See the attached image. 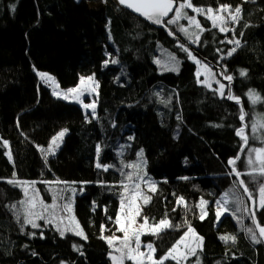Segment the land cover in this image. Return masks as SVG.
Returning a JSON list of instances; mask_svg holds the SVG:
<instances>
[{"label":"trees","instance_id":"obj_1","mask_svg":"<svg viewBox=\"0 0 264 264\" xmlns=\"http://www.w3.org/2000/svg\"><path fill=\"white\" fill-rule=\"evenodd\" d=\"M91 1L0 0V264H111L110 248L100 238V226L105 225L106 237L115 231L107 217L114 220L119 208L121 189L116 185L123 176L118 169L121 161L138 162L136 154L141 149L147 162L143 171L156 184V192L147 194L152 199L143 207L142 216L150 223L166 213L174 225L187 220L204 238L201 264H264V243H253L230 213L219 223L215 215V201L230 189H235L232 200L240 196L251 207L236 177L229 175L227 160L240 154L238 170L249 171L247 149L240 153L242 142L235 134L242 124L241 105L247 113L244 124L249 136L252 122L264 116V103L252 105L246 96L254 89L264 98V0H192L195 6L205 8L242 4L243 19L235 26L241 47L231 57L226 53L233 45L220 41L233 39L232 32L205 31L199 45H194L175 25L169 26L176 32L173 38L166 29L132 14L115 0H108L97 12L90 8ZM188 14L194 13L190 10ZM198 19L205 28L211 27L204 17ZM181 23L186 25V21ZM177 41L217 74L226 69V74L234 77L231 91L241 98V105L197 83V66L177 47ZM164 50L180 61L177 73L160 72L153 62L163 58ZM111 59L119 62L112 64ZM241 69L247 70L246 77H240ZM36 71L50 73L63 89L75 87L81 76L94 74L99 84L96 118L88 115L91 122H87L79 105L55 98ZM65 128L68 132L62 145L45 163L37 146L46 149L51 138ZM3 141L9 142L11 161ZM255 141H249L250 148L263 146ZM98 144L100 162L115 165L107 172L95 167ZM121 145L125 146L122 156ZM13 173L17 180L36 181L44 194L50 186L40 181L77 182L72 185L78 193L74 211L87 240L68 233L61 238L51 226H28L21 232V225L6 207L23 199L22 189L7 183ZM241 179L254 196L264 184L262 177L253 181L243 175ZM101 181L103 186L98 183ZM179 196L184 197L187 209L177 207ZM201 198L209 202L203 220L197 207ZM234 208L235 204H230V209ZM237 216L245 227H254L247 214ZM256 218L264 225V210ZM185 230L186 226L168 229L159 237L143 238V242L154 243L159 259ZM32 232L36 235H29ZM229 234L236 236L235 244L219 239ZM74 244L80 251L73 249Z\"/></svg>","mask_w":264,"mask_h":264},{"label":"snow or ice","instance_id":"obj_2","mask_svg":"<svg viewBox=\"0 0 264 264\" xmlns=\"http://www.w3.org/2000/svg\"><path fill=\"white\" fill-rule=\"evenodd\" d=\"M244 3L254 2V0H243ZM118 3L123 7L130 9L133 13L138 14L145 20L151 22L152 24L159 25L166 29L169 36L173 38L176 37V32H174L169 26L175 25L177 30L183 34V36L188 40L190 44L200 43V37L205 31H211L212 29H217L220 33L227 34L229 32L233 33V39L221 40L220 43H228L234 45L230 48L226 55L231 57L240 47L241 41L235 38L236 28L234 25H238L243 19V7L241 5H236L233 7L230 4H219L216 8L208 6L207 8L201 6H195L192 0H118ZM12 10L15 11V6H11ZM188 10H191L194 15H189ZM171 14V15H170ZM198 16H203L205 20L210 22L211 27L205 28L201 24ZM182 20L186 21L187 24L180 23ZM230 25H233L230 27ZM250 25L245 24L244 27H249ZM242 36L243 33L241 32ZM177 47L184 53H186L187 58L192 60L197 65V70L195 73L197 83L211 89L214 93H217L221 98H227L228 100H234L238 105H241V98L234 96L231 91L232 81L234 77L232 75L226 74V69L220 73L224 80L228 81L225 85L221 83L220 80L216 79V73L203 61L199 60L188 46L179 43L177 41ZM166 52V50H164ZM217 52H221V49H216ZM224 57L221 56V59ZM112 64H117L119 61L117 59H111ZM155 64L161 67L163 71H179L180 61L177 59L174 53L168 52L165 59L156 58L153 61ZM108 60L104 61V66H107ZM35 71V69H34ZM37 75L45 83H51L53 86L52 95L58 99H63L65 101L75 102L79 104L84 110H90L91 117L96 118V100H92L89 103H85L83 97L86 95H92L97 92L99 87L98 82L95 81V75L81 76L79 78V83L75 87L68 88L67 90H60L59 84L56 82L55 78L51 75L43 72H38ZM204 76L201 80L200 77ZM240 77L247 76V70H239ZM215 82L219 87L213 89L212 83ZM228 89L227 95L225 96V89ZM159 96V93L156 94ZM249 101L252 105L257 103H264V98L260 96L254 89H249L246 93ZM163 102V101H162ZM247 113L245 112L243 106L240 107L239 119L242 122L241 127L235 130V134L240 138L242 142V147L240 148V153H243L247 149V159L246 166L249 169L247 173H242L237 168V162L241 160V155L237 154L235 157H231L227 160V165L231 168L229 175H234L236 181H238V186L243 189L244 194L247 195L249 201L252 202V207L245 204L242 197L236 196L235 200L231 197L235 194V189H230L225 192L220 199L215 201L216 204V220L219 223L222 216L230 213L231 216L236 219L237 223L241 225V230L246 232L250 240L255 244L264 243V225H261L260 221L257 220V212L264 210V184H260L258 188V203L257 197L254 196L253 192L248 188L247 184L241 177L243 175H249L253 181L257 177L264 178V146L261 147H249V140H259L262 145H264V116H258L251 124V136L246 134V128L248 125L244 124L245 117ZM179 119V117H177ZM85 120L91 122L89 116L85 114ZM115 126V125H113ZM219 126V125H217ZM17 127L19 123L17 122ZM68 129L60 130L55 136L51 138L48 147L41 148L37 146L41 151V154L47 163L48 156L54 155L56 149H58L63 142V138L67 134ZM129 140L134 139V137L129 136ZM2 146L8 151L5 153L8 159L12 160L11 149L8 141H3ZM124 145L120 146L119 155H123ZM102 149L98 144L96 146L97 161L95 167L97 169H102L107 172L110 168H114L115 165L102 164L99 160V156ZM137 161L133 163L125 164L121 161L122 167L118 169L123 176V179L119 181L116 187L120 188L119 192V208L113 217L108 216V220L112 221L115 226V231L112 236L106 237L103 235L105 225L100 226L101 236L100 238L105 240L108 244L110 251L108 256L111 260V264H125L126 261H131L132 264H165L166 261H174L175 264H187L190 258L195 257L194 264H201L199 253L203 251V237L196 233L195 229L188 223L187 220L184 221L183 225H174L171 219L168 217L167 213L165 217L160 219L158 222L150 223L147 216H142L143 206H146L151 202L152 197L147 195L142 190V183L147 185L148 190L152 193L156 192V184L154 181L147 179V172L143 171L144 166H146V160L144 159V151L141 149L137 154ZM128 168L133 171L124 172L123 169ZM182 179L187 180L188 177H182ZM7 183L13 185L14 187H20L23 192V199L7 205L9 211L12 212L16 219V222L21 225V232H24L25 228L30 226L32 229H40L42 225L38 221H43V226H51L59 233L61 238L65 237L67 232H71L76 236H80L82 239L87 240V236L84 233L79 221L74 215V198L77 193V189L72 185L77 182H67V181H40L49 185V191L51 193V203L44 200L40 193V190L36 188V181H20L15 178V173H13V178L8 179ZM81 184H87L90 182H80ZM102 186L104 182H98ZM65 185L63 188H52L51 185ZM82 193V189L80 190ZM66 193H71V195H65ZM175 195V194H174ZM209 202L200 199L197 205L200 208V219L203 220L207 215L205 211V206ZM235 204L234 209H230V204ZM177 207L183 206L187 209L188 204L184 197L179 196L176 198ZM96 203L93 201L92 211L96 210ZM177 210L176 207L172 209L173 212ZM105 215H107V210L105 208ZM245 213L248 215L254 227H245L241 217L237 216V213ZM138 218L142 220L138 223ZM138 224V226H137ZM182 226H186V230L183 234L172 244V246L161 256L159 259L156 258V247L154 243L143 244L141 237L143 235H152L159 237L161 233L168 229L176 228L180 229ZM116 232L122 233V236H117ZM31 236H35L36 233H29ZM40 237L43 238V232L40 233ZM225 244L236 243L235 235H221L219 237ZM73 249L80 251V248L75 244ZM143 249V250H142ZM83 255V252H80ZM35 255V253H33ZM61 264H64L61 261ZM219 264V262H218Z\"/></svg>","mask_w":264,"mask_h":264},{"label":"rangeland","instance_id":"obj_3","mask_svg":"<svg viewBox=\"0 0 264 264\" xmlns=\"http://www.w3.org/2000/svg\"><path fill=\"white\" fill-rule=\"evenodd\" d=\"M108 3V0H92L90 3H89V5H90V8L93 10V11H100L101 9H103L105 6H106V4ZM190 10H188V12H189ZM192 15H194V14H192ZM199 17V16H198ZM197 17V18H198ZM203 17V16H202ZM184 20H182L181 22H183ZM180 22V23H181ZM186 24H187V22H186ZM233 25H230V27H232ZM236 25H234V27H235ZM228 34V33H227ZM194 45H197V44H194ZM234 46V45H233ZM168 53V51H164V54H163V58L162 59H165L166 58V54ZM192 61V60H191ZM193 62V61H192ZM196 65V64H195ZM197 66V65H196ZM209 66V65H208ZM157 67H158V69H159V71L160 72H173V73H177V72H174V71H163L162 69H161V67L160 66H158L157 65ZM210 67V66H209ZM211 68V67H210ZM212 69V68H211ZM179 70H180V65H179ZM212 71L213 72H215L213 69H212ZM38 72H42V71H38ZM36 73H37V71H36ZM43 73H47V72H43ZM216 73V72H215ZM47 74H49V75H51L50 73H47ZM38 76V75H37ZM52 77H54L53 75H51ZM38 78H39V80L42 82V83H44L45 85H47L50 89H51V92L53 91V86L51 85V83H45V82H43L41 79H40V77L38 76ZM55 78V77H54ZM200 79L201 80H203L204 79V76L202 75L201 77H200ZM216 79H218V80H220L221 81V83H224L225 85H227L228 84V81H226V82H223L222 80H221V78H220V74H217L216 73ZM55 80H56V78H55ZM95 81L96 82H98L97 81V79H96V77H95ZM56 82L58 83V81L56 80ZM59 84V83H58ZM219 86L215 83V82H213L212 83V88L213 89H215V88H218ZM59 89L60 90H67V89H63V88H61L60 87V85H59ZM228 91V89L226 88L225 89V93ZM55 97V96H54ZM98 97H99V87H98V89H97V92L96 93H93L92 95H86L85 97H83V99H84V102L85 103H89V102H91L92 100H96V114H97V107H98ZM56 98V97H55ZM58 99V98H57ZM61 100H63V99H61ZM65 101V100H64ZM66 102H70V101H66ZM70 103H74V104H77V103H75V102H70ZM77 105H79V104H77ZM80 106V105H79ZM81 107V106H80ZM82 108V107H81ZM83 109V108H82ZM83 111H84V113L86 114V111H87V114L88 115H90L91 116V113H90V110H84L83 109ZM247 134V133H246ZM67 135V134H66ZM66 135H65V137H66ZM247 135H249V134H247ZM250 135H251V132H250ZM65 137L63 138V141H64V139H65ZM250 142H256L255 140H252V139H250L249 140ZM258 142H260L259 140H258ZM63 143V142H62ZM62 143H61V145H62ZM261 143V142H260ZM60 145V146H61ZM264 146V145H263ZM58 149H56V151H57ZM55 151V152H56ZM144 169V168H143ZM36 186V188L37 189H39V187L37 186V185H35ZM141 187H142V190L144 191V193L145 194H149V190H148V187H147V185H144L143 183H142V185H141ZM40 190V189H39ZM40 193H41V195L43 196V198H44V200L46 201V202H48V203H51V193H50V191H49V188L47 187V192L45 191V194L40 190ZM78 193H76V195H77ZM66 195V194H65ZM246 197H247V195H246ZM256 197H257V203H258V194L256 195ZM144 207V206H143ZM262 211V210H261ZM143 212V211H142ZM258 212H260V211H258ZM257 212V213H258ZM74 215H75V211H74ZM226 215V214H225ZM224 215V216H225ZM224 216H222V217H224ZM75 217H76V215H75ZM221 217V218H222ZM76 219H77V217H76ZM78 220V219H77ZM142 222V220H140L139 218H138V223H141ZM38 223H40L41 225H42V227H43V221H38ZM80 224V223H79ZM81 226V225H80ZM137 226H138V224H137ZM41 227V228H42ZM68 234H72L71 232H67ZM85 233V232H84ZM86 234V233H85ZM112 234H113V232L108 236V237H110V236H112ZM72 235H74V234H72ZM116 235L117 236H122V233H119V232H116ZM147 236H151V235H143L142 237H141V240H142V243L143 244H146V243H144L143 242V238H145V237H147ZM78 237H80V236H78ZM143 250V249H142ZM156 255V254H155ZM195 259V257H192V258H190V260L187 262V264H194V260ZM128 262H130L131 264H132V262L131 261H126L125 262V264H127ZM64 264H66V263H64ZM68 264V263H67Z\"/></svg>","mask_w":264,"mask_h":264},{"label":"water","instance_id":"obj_4","mask_svg":"<svg viewBox=\"0 0 264 264\" xmlns=\"http://www.w3.org/2000/svg\"><path fill=\"white\" fill-rule=\"evenodd\" d=\"M115 1H116V3H117L119 6L123 7L122 5H120V4L118 3V0H115ZM123 8L126 9V10H128V11L131 12L132 14H134V15H136V16L142 18V19H144L143 17L139 16L138 14L133 13L130 9H127V8H125V7H123ZM170 15H171V14H170ZM144 20H145V19H144ZM146 21H147V20H146ZM147 22H149V21H147ZM149 23H151V22H149ZM154 25H155V24H154ZM155 26H157V27H159V28L165 30V28H163V27H161V26H159V25H155ZM250 202H251V201H250ZM251 207H252V202H251Z\"/></svg>","mask_w":264,"mask_h":264}]
</instances>
